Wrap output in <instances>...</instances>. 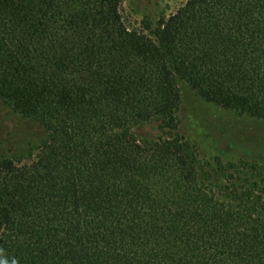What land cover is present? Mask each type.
<instances>
[{
  "label": "trees",
  "instance_id": "1",
  "mask_svg": "<svg viewBox=\"0 0 264 264\" xmlns=\"http://www.w3.org/2000/svg\"><path fill=\"white\" fill-rule=\"evenodd\" d=\"M180 81L264 121V0H188L149 34L121 0H0V101L46 133L0 158V264H264V167L200 158Z\"/></svg>",
  "mask_w": 264,
  "mask_h": 264
},
{
  "label": "rangeland",
  "instance_id": "2",
  "mask_svg": "<svg viewBox=\"0 0 264 264\" xmlns=\"http://www.w3.org/2000/svg\"><path fill=\"white\" fill-rule=\"evenodd\" d=\"M187 1L121 0V16L129 30L149 34L159 18L174 14ZM178 86L181 102L176 133L198 150L201 159L213 163L219 159L224 164L244 160L264 167V121L206 102L184 82ZM132 133L140 141L162 136L158 123L136 126ZM45 139L41 126L0 101V158L25 159L36 154Z\"/></svg>",
  "mask_w": 264,
  "mask_h": 264
}]
</instances>
